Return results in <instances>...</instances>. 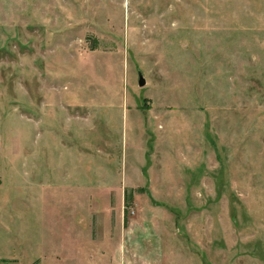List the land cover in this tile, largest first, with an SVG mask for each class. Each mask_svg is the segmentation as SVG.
Instances as JSON below:
<instances>
[{"label":"rangeland","instance_id":"374dc122","mask_svg":"<svg viewBox=\"0 0 264 264\" xmlns=\"http://www.w3.org/2000/svg\"><path fill=\"white\" fill-rule=\"evenodd\" d=\"M0 174L25 259L264 264V0H0Z\"/></svg>","mask_w":264,"mask_h":264},{"label":"crops","instance_id":"0c3cea01","mask_svg":"<svg viewBox=\"0 0 264 264\" xmlns=\"http://www.w3.org/2000/svg\"><path fill=\"white\" fill-rule=\"evenodd\" d=\"M5 179L6 176L4 177L0 174V229H6V232L0 230V261L8 262V264H61V261L57 257L60 251L54 255L56 260L53 261L49 260L48 252L47 254H38L30 259H25L21 250V223H19L18 227H11V219L14 220L13 216L9 215L7 221L4 218L5 212H7L4 210L5 204L10 202L9 200H5L4 197L5 191L3 188L6 183ZM129 233L133 235L134 229L133 231H129ZM69 258L70 256H68V264L70 263Z\"/></svg>","mask_w":264,"mask_h":264},{"label":"water","instance_id":"95a60500","mask_svg":"<svg viewBox=\"0 0 264 264\" xmlns=\"http://www.w3.org/2000/svg\"><path fill=\"white\" fill-rule=\"evenodd\" d=\"M144 77L143 76H141V79H140V85H144Z\"/></svg>","mask_w":264,"mask_h":264},{"label":"built area","instance_id":"2783aa9c","mask_svg":"<svg viewBox=\"0 0 264 264\" xmlns=\"http://www.w3.org/2000/svg\"><path fill=\"white\" fill-rule=\"evenodd\" d=\"M0 264H8V263H6V262H4V261H0Z\"/></svg>","mask_w":264,"mask_h":264}]
</instances>
